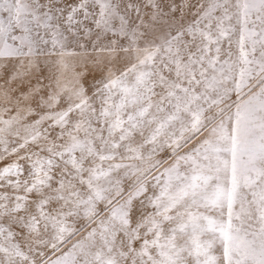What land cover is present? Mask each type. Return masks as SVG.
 Masks as SVG:
<instances>
[{
  "label": "snow or ice",
  "instance_id": "1",
  "mask_svg": "<svg viewBox=\"0 0 264 264\" xmlns=\"http://www.w3.org/2000/svg\"><path fill=\"white\" fill-rule=\"evenodd\" d=\"M0 264H264V0H0Z\"/></svg>",
  "mask_w": 264,
  "mask_h": 264
}]
</instances>
